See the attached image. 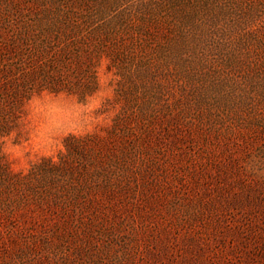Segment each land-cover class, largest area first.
<instances>
[{
    "label": "rangeland",
    "instance_id": "374dc122",
    "mask_svg": "<svg viewBox=\"0 0 264 264\" xmlns=\"http://www.w3.org/2000/svg\"><path fill=\"white\" fill-rule=\"evenodd\" d=\"M0 264H264V0H0Z\"/></svg>",
    "mask_w": 264,
    "mask_h": 264
}]
</instances>
